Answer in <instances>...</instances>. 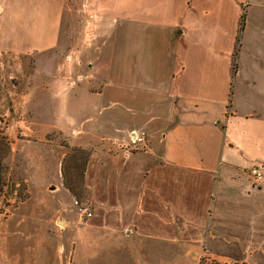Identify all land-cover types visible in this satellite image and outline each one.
<instances>
[{
  "label": "crops",
  "instance_id": "obj_1",
  "mask_svg": "<svg viewBox=\"0 0 264 264\" xmlns=\"http://www.w3.org/2000/svg\"><path fill=\"white\" fill-rule=\"evenodd\" d=\"M0 52L17 78L0 99L11 164L37 195L64 190L67 154L80 153L117 240L203 243L226 261L235 218L254 216L264 247V184L245 172L264 170V0H0ZM13 223L0 226L4 264Z\"/></svg>",
  "mask_w": 264,
  "mask_h": 264
},
{
  "label": "rangeland",
  "instance_id": "obj_2",
  "mask_svg": "<svg viewBox=\"0 0 264 264\" xmlns=\"http://www.w3.org/2000/svg\"><path fill=\"white\" fill-rule=\"evenodd\" d=\"M246 11L244 9L243 16H246ZM87 27L89 37L85 44L90 46L93 43L95 26L88 25ZM100 43V41L95 42V44ZM105 43L104 41L102 45ZM109 43L106 49L112 48L113 42ZM126 44V42H121L122 46ZM91 51L88 49V52ZM4 69L5 64L4 68L0 69V99L3 91L7 89L6 83L12 84L17 81V78L9 80L11 77ZM1 107L0 105V165L3 168V177L0 180V213L3 214V220H0V226L8 222L13 223L11 219L15 214L18 217L17 222L13 224H19V229L4 234L11 250L6 264H26L29 261L28 248L31 247H34L31 251L35 253L33 258L29 256L31 261L39 260L40 264H200L202 259L207 260L206 264L213 262L264 264V247H261L254 237L256 229L254 216L235 218L239 222L232 223L230 240L233 248L226 261L206 254L208 248L203 243L194 244L193 247L184 244L181 247L151 237H133L128 241L117 240L112 230L113 218L98 214L88 200L82 178L84 172L80 168V153L70 158V153L67 154L63 169L64 190L58 193H48L46 190L37 195L32 187L28 188L27 183L18 176L11 164L12 144L6 133L9 121L1 117L3 112V107ZM24 139L30 140L31 137H24ZM123 150L124 154L129 155L126 146ZM51 171L53 178L60 177L61 172L57 167L56 170L53 168ZM245 172L249 175L250 170ZM249 180L254 186H259L250 178ZM81 207L87 208L92 217L82 215ZM208 217L210 220V211ZM224 219L223 216L213 217L211 223L213 225H215L214 222L223 223ZM180 221H178V226L181 224ZM243 221L253 223L248 226L242 223ZM185 227L188 230L191 229L190 226ZM247 229L253 231L251 236L253 239L251 238L252 240L250 239L251 241L240 249L237 243L240 242L242 235L246 234ZM186 232L184 240L198 233ZM204 233L207 235V232ZM36 242L39 243L37 249L35 248Z\"/></svg>",
  "mask_w": 264,
  "mask_h": 264
},
{
  "label": "built area",
  "instance_id": "obj_3",
  "mask_svg": "<svg viewBox=\"0 0 264 264\" xmlns=\"http://www.w3.org/2000/svg\"><path fill=\"white\" fill-rule=\"evenodd\" d=\"M3 68H4V63H3L2 54L0 52V69H3ZM146 140H147V133L145 132L139 135H135V138L133 139L132 144L126 147V151L130 152V150H134L136 148L141 147L143 144H145ZM249 177L252 180V182L257 185L264 184V170L261 167L251 168L249 172ZM80 211L82 215H85L88 218L92 217L91 212H89L87 208L81 207ZM2 217H3V214L0 213V220H3Z\"/></svg>",
  "mask_w": 264,
  "mask_h": 264
},
{
  "label": "trees",
  "instance_id": "obj_4",
  "mask_svg": "<svg viewBox=\"0 0 264 264\" xmlns=\"http://www.w3.org/2000/svg\"><path fill=\"white\" fill-rule=\"evenodd\" d=\"M0 180H2V178L1 177H3V168H2V166L0 165ZM207 263V260L206 259H202V261L200 262V264H206ZM212 264H218V263H215V262H213ZM236 264H238V263H236Z\"/></svg>",
  "mask_w": 264,
  "mask_h": 264
}]
</instances>
